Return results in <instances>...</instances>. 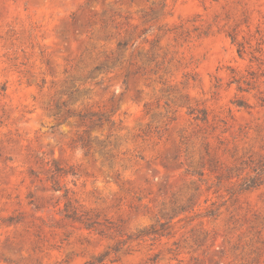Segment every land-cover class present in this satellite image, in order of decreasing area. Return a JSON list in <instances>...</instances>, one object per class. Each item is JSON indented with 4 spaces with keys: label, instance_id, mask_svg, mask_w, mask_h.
<instances>
[{
    "label": "rangeland",
    "instance_id": "1",
    "mask_svg": "<svg viewBox=\"0 0 264 264\" xmlns=\"http://www.w3.org/2000/svg\"><path fill=\"white\" fill-rule=\"evenodd\" d=\"M0 264H264V0H0Z\"/></svg>",
    "mask_w": 264,
    "mask_h": 264
},
{
    "label": "trees",
    "instance_id": "2",
    "mask_svg": "<svg viewBox=\"0 0 264 264\" xmlns=\"http://www.w3.org/2000/svg\"><path fill=\"white\" fill-rule=\"evenodd\" d=\"M121 46L122 43H119ZM99 68H106L105 66H99L96 67V69ZM69 96V101H76L79 97L77 95V90H68L65 91ZM49 111L55 115L58 116L60 112H62L63 120L65 121L70 116H75L77 118V121L80 126H83V130L80 134H78L76 138V145L79 146L85 154H87L88 150L86 149V139L84 137L86 130L89 126H100L104 121L107 122L109 125L113 124V121L111 120L110 116L106 115L105 112H99V111H90V110H80L78 112L72 111L68 107V102L65 100H53L51 103L48 104ZM107 143L102 142L101 147L102 149L106 148ZM51 175H49L48 179L51 182V187L55 191H61L62 197L64 199V214L68 218H72L74 220H79L86 227H91L92 223L86 220H83L81 218V215L78 214L77 208L73 205L69 193V188L65 185L60 184L58 177L67 174V171H65L62 167H59V165L56 163V161H53V167L51 168ZM165 222L159 223V228H150L149 232H156L157 230H164L165 229ZM147 232V233H149Z\"/></svg>",
    "mask_w": 264,
    "mask_h": 264
}]
</instances>
